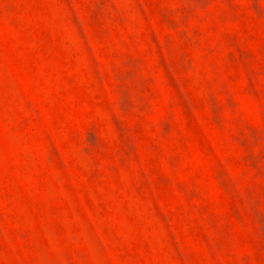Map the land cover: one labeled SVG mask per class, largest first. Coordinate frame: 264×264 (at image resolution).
Instances as JSON below:
<instances>
[{
	"label": "rangeland",
	"instance_id": "rangeland-1",
	"mask_svg": "<svg viewBox=\"0 0 264 264\" xmlns=\"http://www.w3.org/2000/svg\"><path fill=\"white\" fill-rule=\"evenodd\" d=\"M0 264H264V0H0Z\"/></svg>",
	"mask_w": 264,
	"mask_h": 264
}]
</instances>
